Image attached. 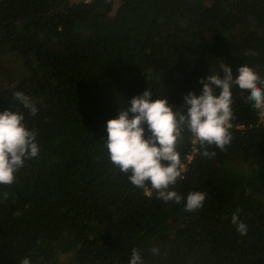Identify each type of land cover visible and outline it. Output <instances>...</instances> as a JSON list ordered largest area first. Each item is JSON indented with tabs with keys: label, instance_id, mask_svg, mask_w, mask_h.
I'll return each instance as SVG.
<instances>
[{
	"label": "trees",
	"instance_id": "16d2710c",
	"mask_svg": "<svg viewBox=\"0 0 264 264\" xmlns=\"http://www.w3.org/2000/svg\"><path fill=\"white\" fill-rule=\"evenodd\" d=\"M13 61L0 264H264V0H0Z\"/></svg>",
	"mask_w": 264,
	"mask_h": 264
},
{
	"label": "rangeland",
	"instance_id": "374dc122",
	"mask_svg": "<svg viewBox=\"0 0 264 264\" xmlns=\"http://www.w3.org/2000/svg\"><path fill=\"white\" fill-rule=\"evenodd\" d=\"M14 64V65H13ZM12 66L13 68H8V66ZM8 64L7 67H1L0 68V76L5 74V73H8L10 72L12 69H14V67H16V64L14 63V61L11 63V64ZM18 66V65H17ZM2 69L6 70L7 69V72H4ZM15 77H16V80H18V72L15 71ZM22 75L19 76V80L21 79ZM16 82L12 81L11 82V85L15 84ZM263 121V120H262Z\"/></svg>",
	"mask_w": 264,
	"mask_h": 264
}]
</instances>
